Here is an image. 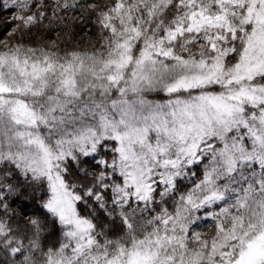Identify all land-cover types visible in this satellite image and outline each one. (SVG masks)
Masks as SVG:
<instances>
[{"label": "snow or ice", "instance_id": "6c2138e0", "mask_svg": "<svg viewBox=\"0 0 264 264\" xmlns=\"http://www.w3.org/2000/svg\"><path fill=\"white\" fill-rule=\"evenodd\" d=\"M0 264H264V0H0Z\"/></svg>", "mask_w": 264, "mask_h": 264}]
</instances>
